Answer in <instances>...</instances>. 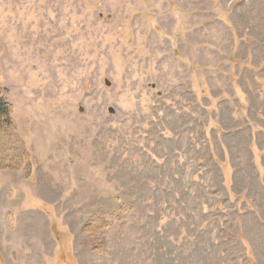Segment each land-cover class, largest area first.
<instances>
[{"label": "rangeland", "instance_id": "374dc122", "mask_svg": "<svg viewBox=\"0 0 264 264\" xmlns=\"http://www.w3.org/2000/svg\"><path fill=\"white\" fill-rule=\"evenodd\" d=\"M0 74L2 264H264V0H0Z\"/></svg>", "mask_w": 264, "mask_h": 264}, {"label": "trees", "instance_id": "16d2710c", "mask_svg": "<svg viewBox=\"0 0 264 264\" xmlns=\"http://www.w3.org/2000/svg\"><path fill=\"white\" fill-rule=\"evenodd\" d=\"M2 81V75L0 74V89ZM14 114L13 104L6 102L0 95V172L24 169L28 176H31L33 172L32 159L25 141L17 131ZM6 218L10 227L13 228L15 224L14 216L9 213ZM110 225L111 222L104 216L92 215L85 222L82 232L92 240L96 239V236ZM89 245H92L96 255H103L108 250L104 241L92 242ZM0 264L2 263L0 262Z\"/></svg>", "mask_w": 264, "mask_h": 264}, {"label": "water", "instance_id": "95a60500", "mask_svg": "<svg viewBox=\"0 0 264 264\" xmlns=\"http://www.w3.org/2000/svg\"><path fill=\"white\" fill-rule=\"evenodd\" d=\"M109 111H110V113H112V114H114L116 111H115V109L113 108V107H110L109 108Z\"/></svg>", "mask_w": 264, "mask_h": 264}]
</instances>
